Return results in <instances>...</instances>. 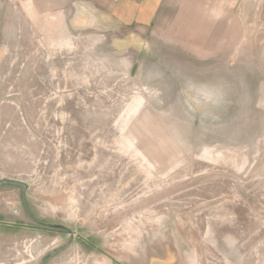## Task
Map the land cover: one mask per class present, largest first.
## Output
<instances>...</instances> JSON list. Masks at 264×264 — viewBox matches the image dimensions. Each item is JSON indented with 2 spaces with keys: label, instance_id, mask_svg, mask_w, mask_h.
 <instances>
[{
  "label": "rangeland",
  "instance_id": "obj_1",
  "mask_svg": "<svg viewBox=\"0 0 264 264\" xmlns=\"http://www.w3.org/2000/svg\"><path fill=\"white\" fill-rule=\"evenodd\" d=\"M154 2L0 0V264H264V0Z\"/></svg>",
  "mask_w": 264,
  "mask_h": 264
},
{
  "label": "crops",
  "instance_id": "obj_2",
  "mask_svg": "<svg viewBox=\"0 0 264 264\" xmlns=\"http://www.w3.org/2000/svg\"><path fill=\"white\" fill-rule=\"evenodd\" d=\"M115 3L117 5V3H123L126 2L128 4H131L134 8V12L139 13L138 9L139 7H148L150 8V15L154 14V0H146V1H142L140 2L139 0H128L127 1H121V0H114ZM35 3L38 5H40L39 10L41 12H53V13H65V12H69L71 10V7H75V5L78 7V11L79 12H84L85 9L84 6L89 4L92 5H96L98 7V10L102 11H107L108 9V4L112 3V0H35ZM83 7L80 9V7ZM36 12H40L35 10ZM74 11V9L72 10ZM88 11V10H87ZM132 19H135L134 17Z\"/></svg>",
  "mask_w": 264,
  "mask_h": 264
}]
</instances>
